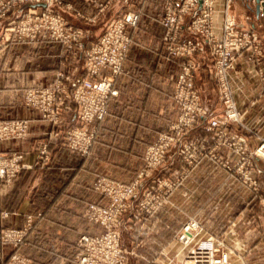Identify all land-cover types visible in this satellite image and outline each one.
I'll list each match as a JSON object with an SVG mask.
<instances>
[{"label":"crops","instance_id":"obj_1","mask_svg":"<svg viewBox=\"0 0 264 264\" xmlns=\"http://www.w3.org/2000/svg\"><path fill=\"white\" fill-rule=\"evenodd\" d=\"M108 1L62 0L63 5L72 10L63 7L57 10L68 24L83 30L84 38L106 17L112 18L111 22L126 12L137 13L139 17L137 25L128 28L132 43L123 64V74L115 80L118 95L110 100L105 118L93 125L97 136L87 156L67 150L62 139L65 130L79 124L75 109L64 112L61 123L55 126L23 104L26 89L51 85L57 72L69 76L73 83L85 79L82 57L45 40L5 43L0 39V120H26L28 133L23 140L0 141V152L21 154L23 163L29 167L12 183H0V212L8 213L7 218L0 217V234L7 228L23 230L27 217H32L26 245L15 249L3 243L0 237V264H4L13 252L29 258L31 264H77L74 256L80 236L101 233L98 226L89 224L83 217L88 204H104L93 191L92 183L100 177L122 183L134 179L146 147L178 116L172 93L182 59L168 57L161 44L160 18L165 0H113L106 4ZM101 5L108 6L100 15L99 23L86 24L75 16V12H80L92 17ZM223 7L224 0H215L214 26L218 37L222 33ZM37 9L36 6H22L17 11ZM228 15L239 28L257 34L263 44L260 67L249 60L250 52L246 51L238 57L232 73L234 85L240 86V92H235L237 107L245 112L244 122L255 132L248 140L251 146L257 144L255 134H264V102L256 99L259 91L257 70L264 72V21L256 20L246 9L245 0H233ZM185 25L180 39H194L199 44L198 52L192 57L196 64L195 86L208 115L216 116L220 112L212 109L201 90V83L207 87L204 81L212 85V90L215 88L210 75L213 59L205 42L187 32ZM255 99L256 104L250 107L249 102ZM205 125V119L199 120L185 139L202 138L208 146H213L208 142L211 133L204 130ZM228 130L235 131V126H229ZM220 150L222 154L226 151ZM177 154V146L168 152L158 172L160 178L170 179L178 174ZM262 167L261 186L256 193L234 182L231 175L212 160L203 159L173 189L157 212L146 217L137 216L134 213L137 199L134 198L121 231L122 245L135 253L127 264H185L186 256L180 251L176 237L189 219L199 223L206 239L240 240L242 248L235 251L234 264H264ZM254 231L257 234L253 236ZM125 240L126 245L123 244ZM136 243H141L138 250L133 247ZM171 244L174 250H169Z\"/></svg>","mask_w":264,"mask_h":264},{"label":"built area","instance_id":"obj_2","mask_svg":"<svg viewBox=\"0 0 264 264\" xmlns=\"http://www.w3.org/2000/svg\"><path fill=\"white\" fill-rule=\"evenodd\" d=\"M61 1L0 0V33L14 36L17 42L35 43L45 40L81 52L85 79L69 90L65 83L71 82V79L63 74H57L50 87L27 90L24 103L27 107L40 112L43 119L53 121L71 108L66 106L67 102H70L72 107L78 109L79 120L83 124L90 125L105 118L110 100L118 95L115 80L123 74V64L132 43L128 28L135 27L139 17L133 12L120 14L96 42L85 48L82 44V30L68 25L55 15V7ZM112 1L109 0L106 4ZM232 1L224 0L225 18L221 40H217L213 33L215 0L164 1L160 18L163 29L161 44L168 57L182 59L172 93L173 103L179 113L167 131L159 134L155 143L146 148L142 168L134 181L129 184L101 180L94 183V191L106 196L107 203L87 206L85 217L89 222L100 226L103 232L98 235L80 236L77 241L78 252L74 257L77 264H127L129 253L122 248L119 227L122 216L130 206V201L140 193L142 182L163 165L170 148L179 142L199 120L207 119V113L201 105L194 82L196 65L188 60V57L197 51V44L191 40L180 39L186 20H188V30L200 36L210 49L214 60L211 76L218 84L219 96L224 108L221 118L207 119L206 130L214 133L218 138H224L223 144L230 147L235 145L228 142L223 131L224 127L236 124L248 130L244 124L245 112L237 108L235 92H240V86L234 85L232 73L235 71L238 57L246 51L250 52L249 60L260 67L263 61V44L257 34L239 28L234 19L227 14ZM24 5H34L38 9L28 13L17 11L18 7ZM107 6L101 5L92 17H86L80 12H75V16L86 22L95 23ZM66 8L72 10L70 6ZM13 12L18 13L14 15ZM16 15L18 16L14 17ZM15 29H17L16 34L8 32ZM257 78L260 84L256 99H259V96L264 94V72L260 69L257 70ZM256 99L249 102L250 107L256 104ZM26 135L27 122L24 120L4 123L0 126V137L3 139H23ZM255 137L257 147L251 154L264 165V136L255 134ZM235 138L237 146L244 150L248 148L245 138L237 136ZM66 141L71 151L84 155L92 145V135L85 127L72 129L67 133ZM20 159L21 156L10 158L0 156V181H8L18 175L23 167L19 163ZM243 177L244 183L246 184L247 180L250 184L249 189L256 193L258 191L256 180L251 173H244ZM166 186L167 183L161 181L157 189L151 187L146 190L138 203V209L149 215L161 207L172 189L163 191L162 188ZM31 223L29 219L23 230L5 231L2 240L13 243L15 248L25 245L26 233ZM201 231L197 221L189 220L179 239L189 245ZM188 253L189 262L192 264H230L228 255L216 250L211 239L200 240ZM6 264H31V262L15 253Z\"/></svg>","mask_w":264,"mask_h":264},{"label":"rangeland","instance_id":"obj_3","mask_svg":"<svg viewBox=\"0 0 264 264\" xmlns=\"http://www.w3.org/2000/svg\"><path fill=\"white\" fill-rule=\"evenodd\" d=\"M24 6H33L34 7V5H24ZM22 7V6H21ZM59 7H63V8H65L66 10H68V11H70V9L69 8H66L67 6H65V5H63V3H62V1L59 3V5H56V7H55V15L56 16H58V17H60L61 19H63V22H65V23H67V21L58 13V8ZM18 8H20V7H18ZM230 9H231V7H230ZM230 9H229V11H230ZM24 12V11H23ZM28 12H30V11H25V13H28ZM16 13H18V12H13V14L15 15ZM216 13V12H215ZM215 13H214V15H215ZM221 13H223V21H224V18H225V14H224V7H223V11L221 12ZM228 14V13H227ZM213 15V16H214ZM18 15H16V16H14V17H17ZM230 16V15H229ZM13 17V18H14ZM77 17V16H76ZM78 18V17H77ZM100 19V18H99ZM99 19L95 22V23H90V22H86V21H84V20H82L83 22H85L86 24H96V23H99ZM81 20V19H80ZM111 20H112V18H108V17H106L102 22H101V24L100 25H98V27H96L95 29H93V30H91V32L88 34V37L87 38H84V32H83V30L82 29H80V28H77V29H80V30H82V32H83V39H82V44H83V46H86V45H84V44H87V43H89V42H91V41H93L95 38H97L99 35L101 36L106 30H108V28L114 23V21L116 20H113L112 22H111ZM111 22V23H110ZM108 23H110L109 25H108ZM68 24V23H67ZM184 24H186L185 25V27H186V31L187 32H189L190 34H195V33H193V32H190L189 30H188V28H187V24H188V20H186L185 21V23ZM183 24V25H184ZM68 25H70V24H68ZM106 25H108V27L106 28ZM70 26H72V25H70ZM73 27V26H72ZM74 28H76V27H74ZM106 28V29H105ZM16 31H17V29H15V30H13V31H11V30H9L8 32L10 33V34H16ZM213 33H214V36H215V38L217 39V40H221L222 39V35H223V32L221 33V35L218 37L216 34H215V26H214V17H213ZM200 40H202V41H204L200 36H198L197 34H195ZM99 36V37H100ZM98 37V38H99ZM97 38V39H98ZM0 39H2V41L3 42H5V43H7V42H12V43H26V42H17L16 40H15V38H14V36L12 37L11 35H9L8 33H0ZM97 39L94 41V42H96L97 41ZM188 40H191V41H194V42H196V44H197V51L195 52V53H193L191 56H189L188 57V60H190L191 62H192V57L198 52V50H199V44L197 43V41H195L194 39H188ZM41 41V40H40ZM89 41V42H88ZM94 42H92V43H94ZM205 42V41H204ZM36 43V42H35ZM91 43V44H92ZM57 44V43H56ZM91 44H89V46L91 45ZM4 45V43L1 45V46H3ZM60 45V44H59ZM205 45H206V47L208 48V46H207V44L205 43ZM63 48H64V50H66V52H68V53H76V54H79L80 56H81V52L80 51H77V50H69V49H67L66 47H64V46H62ZM208 50H209V53H210V56H211V58L213 59V57H212V55H211V52H210V49L208 48ZM67 53V54H68ZM82 57V56H81ZM82 61H83V63H84V60H83V58H82ZM214 61V60H213ZM196 65V64H195ZM213 68V67H212ZM212 68H211V70H212ZM57 74H63V73H61V72H57L56 73V75ZM86 74V73H85ZM55 75V76H56ZM64 76H67V75H65V74H63ZM210 75H211V71H210ZM69 77V76H68ZM212 77V76H211ZM70 78V77H69ZM71 79V78H70ZM83 80V79H82ZM55 81V78H54V80H53V82ZM81 81V80H80ZM80 81H78V82H76V83H73L72 82V79H71V82H69V83H65V86L69 89V90H71L76 84H78ZM194 82H195V78H194ZM205 83H207V87L203 84V83H201V86H202V88H201V90L203 91V93H204V95L206 96V100L210 103V104H212V109L215 111V112H220L218 115H216V116H209L208 115V113H207V111H206V109H205V107H204V105H203V101H202V97H201V94H200V92H199V90H198V93H199V96H200V102H201V105H202V107L205 109V111H206V113H207V119H210V118H221V116H222V113H223V110H224V108H223V105H222V103H221V100H220V96H219V91H218V84L216 83V81H215V79L214 78H212V84L215 86V88H214V90H212V85H210V83L209 82H206V81H204ZM53 84V83H52ZM51 84V85H52ZM259 84H260V82H259ZM51 85H49V86H47V87H50ZM38 88H46V87H38ZM29 89H36V88H28V89H26L25 91H24V94H23V104L25 105V103H24V96H25V93H26V91L27 90H29ZM259 101L261 102V101H263L264 102V94L263 95H261V96H259ZM259 102V103H260ZM259 103H257V104H259ZM237 104V103H236ZM26 106V105H25ZM66 106H71V108L69 109V110H65L64 112H68V111H72V110H76L77 111V114H78V109L76 108V107H72V104L70 103V102H67V105ZM27 107V106H26ZM27 108H29V109H33V108H30V107H27ZM238 108V107H237ZM33 110H35V109H33ZM108 110V109H107ZM37 111V110H36ZM38 112V111H37ZM63 112V113H64ZM242 112V111H241ZM62 113V114H63ZM38 114H39V116L41 115L40 114V112H38ZM62 114L60 115V116H58V118L56 119V120H53V121H49V120H47V119H43L41 116H40V118L41 119H43V120H47L48 122H51L53 125H55V126H58L60 123H61V120H60V117L62 116ZM77 119H78V122H79V124L77 125V126H74V127H72V128H69V129H67V130H65L64 132H63V136H62V139H63V141H64V143H65V147L67 148V150H69L70 152H72V153H75V154H78V155H80V156H82V157H84V156H87L89 153H90V151H91V148H92V145H93V143H94V141H95V139H96V136H97V130L95 129V127L93 126L94 124H96V123H99V122H95V123H93V124H90V125H86V124H83L80 120H79V115H77ZM207 119H205V121H206V125H205V128H204V130L205 131H207L206 130V128H207ZM176 120V119H175ZM16 121H21L20 119H12V120H0V126L1 125H3L4 123H12V122H16ZM24 121H26V120H24ZM27 122V121H26ZM101 122V121H100ZM174 122V121H173ZM172 122V123H173ZM171 123V124H172ZM170 124V125H171ZM244 124H245V122H244ZM169 125V126H170ZM196 125V124H195ZM195 125H194V127H195ZM235 126V131H229L228 130V127L229 126ZM246 125V124H245ZM168 126V127H169ZM247 126V125H246ZM85 127V129H87L88 130V133L90 134V135H92V145H91V147H90V149H89V151H88V153L87 154H80V153H77V152H73V151H71L68 147H67V141H66V137H67V133L69 132V131H71L72 129H81V128H84ZM193 127V128H194ZM192 128V129H193ZM247 128H248V130H244V129H242L240 126H238V125H236V124H230V125H227L226 127H224V132L226 133V138H227V140H228V142L230 143V144H234L235 146L233 147V146H225L224 144H223V141H224V138H218V137H216V136H214V133H212V132H209V131H207V132H209V133H211V136H210V139H209V141L208 142H211V143H213V146H208V144H207V141H205V140H203L202 138H195V139H185L186 138V135L188 134V132L190 131V130H192V129H190V130H188L183 136H182V138H181V140L179 141V142H177L175 145H173L171 148H170V150L172 149V148H175L176 146L178 147V170H177V172L176 173H178L177 175H175L174 174V177L173 178H170V179H162V178H160L159 176H158V172L161 170L160 168L163 166H161L160 168H158V169H156L155 171H153L152 172V175L149 177V178H146L143 182H142V184H141V187H140V193L137 195V196H135V197H133V199L134 198H136L137 199V201H136V205H135V208H134V213L137 215V216H139V217H146V216H149V215H151V214H153V213H155V212H157V210L160 208H158L157 210H155L154 212H152L151 214H149V215H146L145 213H143L142 211H140L139 209H138V203H139V201H140V199L142 198V196H143V193L146 191V190H148L149 188H151V187H155L156 189L158 188V185L161 183V181H163V183L165 182V183H167V186H166V188H162L163 189V191H166L167 189H170V188H172L171 189V191L169 192V194L173 191V189L175 188V187H177V186H179L180 185V183L181 182H183V180L186 178V176L189 174V172L196 166V165H198L203 159H208V160H212L214 163H215V165L217 166V167H219L220 169H222V170H224V171H226L227 173H229L230 175H231V178L232 179H234V182H236V183H239V184H241L244 188H246V190H249V192H251L252 193V190H250L249 189V187H250V184H249V182L246 180V184L244 183L245 182V180H244V177H243V175H244V173H251V175L255 178L254 180H256L255 181V184H256V187H257V190H259V187L261 186V184H260V176L262 175V170H263V167H262V163L259 161V159L258 158H255L254 157V155H252L251 153L255 150V148L257 147V144H253V145H251L250 146V143H248V148H246V150H244V149H241L239 146H237L236 145V142H237V140H236V138H235V136H237V137H243V138H245V140H246V142H248V140L251 138V137H254V131H253V128H249L248 126H247ZM167 131V130H166ZM237 131H240V132H242V133H238ZM163 133V132H162ZM51 134L52 135H57V133L55 134V132H51ZM27 135H28V133H27ZM26 135V136H27ZM263 136H264V134H263ZM158 137V136H157ZM157 137H156V139H157ZM23 139H25V138H23ZM23 139H13V138H11V139H3V138H1L0 137V141L1 142H7V141H19V140H23ZM156 141V140H155ZM255 141H256V143H257V139H255ZM155 143V142H154ZM154 143H152V144H154ZM151 144V145H152ZM150 146V145H149ZM148 146V147H149ZM147 148V147H146ZM220 148H223L224 150H226V151H224V154H222V152H221V150H220ZM146 150V149H145ZM170 150L168 151V152H170ZM145 152V151H144ZM42 154H44L45 152L44 151H42L41 152ZM41 154V155H42ZM168 154V153H167ZM144 155V154H143ZM193 155H194V157H193ZM219 155H225V157H222V156H219ZM0 156H3V157H6V158H10V157H13V156H21V159H20V164L21 165H23V167H22V169L20 170V172L18 173V175L15 177V178H12V179H10V180H4V181H0V183H6V184H10V183H12L18 176H19V174L23 171V170H27L29 167L28 166H26L24 163H23V156L21 155V154H17V153H13V154H11V155H8V154H3V153H1L0 152ZM167 156V155H166ZM42 157V156H41ZM166 158V157H165ZM165 161V160H164ZM189 161L191 162V163H189ZM188 162V163H187ZM142 164H143V161H142V163H141V165H140V168L138 169V171H137V173H136V175H135V177L137 176V174L139 173V171L141 170V168H142ZM164 164V163H163ZM264 166V165H263ZM135 177H134V179H135ZM134 179H132L130 182H128V183H122V182H119V181H116V180H114V179H111V178H107V177H100V178H97L93 183H92V189H93V185H94V183L96 182V181H99V180H101V181H110V182H115V183H122V184H129V183H131L132 181H134ZM93 191H94V189H93ZM94 192H96V191H94ZM257 192H259V191H257ZM103 200H104V204H101V205H105L106 203H107V198H106V196H104L103 194H100V193H98V192H96ZM169 194L165 197V200H164V203H165V201L168 199V197H169ZM133 199L130 201V206H129V208H128V210L124 213V215L122 216V218H121V225H120V227H119V233H120V240H121V237H122V234H121V231H122V229H123V220H124V217H125V215L127 214V212L129 211V209H130V207H131V203H132V201H133ZM89 205H91V204H88L87 206H89ZM94 205H97V204H94ZM87 208V207H86ZM85 208V209H86ZM85 211L86 210H84V212H83V217H84V219L86 220V222H88L89 224H91V225H96V224H93V223H91V222H89L87 219H86V217H85ZM5 214H7V216H8V213L6 212V211H2V212H0V217L2 218V219H4L5 218ZM7 218V217H6ZM30 219V221H32V217H27V219H26V222L25 223H27V221ZM189 220H194V219H189ZM188 220V221H189ZM187 221V222H188ZM196 221V220H195ZM186 222V223H187ZM185 223V224H186ZM96 226H98V225H96ZM185 226V225H184ZM184 226H183V228H184ZM100 229H101V233L103 232V230H102V228L100 227V226H98ZM183 228H182V231H181V234L179 233L178 235H177V237H176V240H177V242L180 244V247H179V249H180V251H182V252H184L185 253V256H186V263L185 264H190V263H188L190 260L188 259V251L193 247V246H195L196 245V243H198L200 240H204V239H206L205 237H203L202 236V231L200 232V234L194 239V242H192L191 244H184V241L183 240H181L180 241V236L181 235H183ZM254 228H255V230H257V227H255L254 226ZM8 230H11V231H16V230H18V229H13V228H7V229H4V230H2L1 231V240H2V235H3V233L5 232V231H8ZM20 230H22V229H20ZM255 232V231H254ZM257 233L255 232V234L254 233H252V235L254 236V235H256ZM84 235V234H83ZM126 237V236H125ZM123 238V237H122ZM2 242L3 243H5V244H8V245H10V246H12V248H15L14 247V245H13V243L12 244H10V243H6V242H4L3 240H2ZM241 241L240 240H234V239H232L231 241H227V242H221V240L219 239V240H217V241H214V247H215V249L216 250H218V251H220V252H224V253H226L227 255H228V259H229V262H230V264H234V261H236L237 259H235L236 257L234 256L235 254H236V250H241ZM27 244V241L25 240V245ZM123 244H127L126 243V240L123 242ZM121 245H122V242H121ZM133 247L136 249V250H138V249H140L141 248V243H136V244H134L133 245ZM122 248L126 251V252H128L129 253V256H128V260H127V263L129 262V260H130V257L131 256H133L135 253L131 250V249H129V248H125L124 247V245H122ZM15 249H18V248H15ZM169 250H174L173 249V244H171V246L169 247ZM15 253H17V252H13L9 257H8V259L4 262V264H6L8 261H9V259H10V257L13 255V254H15ZM19 254V253H18ZM21 255V254H20ZM23 256V255H22ZM25 257V256H24ZM75 257V256H74ZM27 258V257H26ZM27 259H29V258H27ZM240 261H242V260H240ZM31 262V261H30Z\"/></svg>","mask_w":264,"mask_h":264},{"label":"water","instance_id":"obj_4","mask_svg":"<svg viewBox=\"0 0 264 264\" xmlns=\"http://www.w3.org/2000/svg\"><path fill=\"white\" fill-rule=\"evenodd\" d=\"M246 9L255 16L256 20L264 21V0H245Z\"/></svg>","mask_w":264,"mask_h":264}]
</instances>
